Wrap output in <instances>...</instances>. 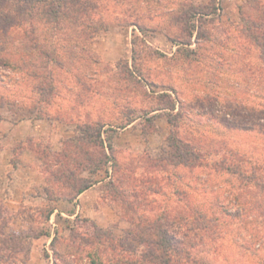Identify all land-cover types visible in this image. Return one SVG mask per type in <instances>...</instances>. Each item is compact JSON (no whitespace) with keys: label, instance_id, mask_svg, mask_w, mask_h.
<instances>
[{"label":"rangeland","instance_id":"1","mask_svg":"<svg viewBox=\"0 0 264 264\" xmlns=\"http://www.w3.org/2000/svg\"><path fill=\"white\" fill-rule=\"evenodd\" d=\"M97 2L99 6L92 15L102 28L90 41L86 40L91 50L87 54L81 46L85 39L78 38L71 26L64 25L58 31L48 24L34 22L38 25L36 33L41 46L54 50L61 58L58 65L41 62L32 49L24 47L28 43H22L23 38V42L27 40L23 32L32 23V15L22 0L0 2V20L5 15L23 22L8 33L0 25V93L18 108L15 112L3 110L5 119L0 122L7 128L29 119L54 123L55 127L45 126L40 134L30 135L39 155L53 164L66 140L76 136L77 123L100 120L116 126L130 113L136 119L125 127H117L113 134L116 164L109 161L91 175L95 183L103 181L95 206L100 211L97 224L90 220L84 226L92 230L89 223L93 222L116 236H123L134 222L152 217L160 210L186 212L200 208L218 227L214 239H206L194 250L203 264H264V218L251 203L242 202L236 176L211 168L223 157L221 148L225 146L239 152L243 164L264 162V89L256 81L264 65L257 48L239 32L241 12H252L250 4L247 0ZM190 7L208 13L201 18L202 24L198 23V16L189 20ZM197 24L200 37L196 36ZM126 64L135 71V78H126ZM46 68L55 94L50 104L36 107L37 96L31 86L36 80L35 73L42 76ZM163 90L177 97L179 104L175 110L181 112L177 119L179 135L202 149L205 154L202 165L150 172L149 162L168 151L171 127L167 111L152 110L158 102L156 96ZM38 112L44 116L35 117ZM226 112L231 115H225ZM27 138L14 143L0 139L13 148ZM22 151H31L37 158L36 168L45 181L43 196L38 199L25 196L26 200L16 205H10L0 196V238L4 234L20 235L25 243L17 251L0 244V263L30 264L34 243L37 250L34 262H38L37 256L46 262L52 254L50 264H90L82 253L71 252L67 241L74 232L82 231L76 224L72 228L76 217L84 218L80 215L72 219L54 216L53 222L57 224L54 238L48 250L44 248L50 232L46 208L54 205L47 198L45 186L53 190L70 188L52 183L50 173L48 184L38 154L29 148ZM20 160L19 154L12 159L14 167ZM71 168L77 177L90 176L80 167ZM105 169L114 175L111 181L120 188L121 195H114ZM124 173L134 176L133 182L146 181L133 192L115 180L116 175ZM149 188L156 189V193ZM247 196L252 198L250 194ZM14 197L18 199V193ZM136 203L142 205L133 211Z\"/></svg>","mask_w":264,"mask_h":264},{"label":"trees","instance_id":"2","mask_svg":"<svg viewBox=\"0 0 264 264\" xmlns=\"http://www.w3.org/2000/svg\"><path fill=\"white\" fill-rule=\"evenodd\" d=\"M3 1L0 0V2ZM247 2L250 4L252 12H241L239 32L245 41L257 48L258 58L264 65V2L263 0H247ZM22 3L32 15L30 16L32 23L23 32V36L27 37V40L23 42V38L22 43L24 45L28 43L29 47L27 45L24 47L32 49L36 53V57L41 59V62H52L53 65H58L62 63V60L54 50H47L41 46L37 39L38 25L34 24L36 21L40 24H48L58 31L64 25L71 26L76 30L78 38L85 39V42L81 43L83 52L87 54L88 51H91L89 48L90 42L88 44L86 40L89 39L90 41L102 28V24L95 20L92 15L99 6L97 0H22ZM188 11H190L188 12L189 20H193L198 16L197 21L199 24H202L201 18L208 14L193 7L188 8ZM21 23L23 22H16L5 15H2L0 20L1 28L5 32L10 28L20 27ZM199 24L196 25L197 37L201 36ZM89 59L93 60L91 56ZM94 62L97 61L94 60ZM124 67L127 71L125 73L126 78L136 77L133 68H130L127 64ZM42 74L44 75L41 76L40 73H35L36 80L31 86L32 91L37 96L34 100L36 107H39L38 104H50L55 94L54 84L48 69L46 68ZM258 74L257 84L264 89V70L262 69ZM156 100L158 102L152 110H166L167 120L171 128L170 134L167 136L168 151L161 157L149 162L150 172L177 166L196 167L202 165L203 156L205 155L202 149L179 135L177 119L181 117V112L175 110L176 104H179L177 97L171 92L163 90L156 96ZM5 109L18 111L15 102L0 93V121L5 119L2 113ZM129 115L130 113L126 114L124 122L116 126L106 124L100 120L77 123L76 136L66 140L59 156L53 161L54 165L51 161L44 160V157L39 155V150L32 146L33 138L30 136L26 141L12 148L14 157L22 152L24 148L33 150L44 164V173L48 184L50 173L52 183H59L62 187L70 188L69 190L65 188L53 190L49 185H46L47 198L54 203L60 199L73 201L81 192L95 183V180L91 178L92 174L101 170L109 161L116 164L113 134L117 132V127H125L136 119L134 116ZM225 115L231 114L226 112ZM42 116H44V113L38 112L35 115V117L40 118ZM146 120L143 122H146ZM107 132H111V134H107ZM17 149L18 152L16 153ZM221 149L224 150L223 157L214 162L211 168L217 172H226L236 176L242 192L239 195L242 202L244 204L251 203V207L253 206L252 208L258 212L259 216L264 218V162L246 165L243 164L244 158L239 152L226 148V146ZM72 165L88 171L90 176L87 178L77 177L74 169L71 168ZM50 166H56V168L53 169ZM105 172L107 176L109 175L108 183L110 188L112 187V190L115 191L114 195H121L120 188L116 187L111 181L114 179V175L112 173L108 174L106 169ZM133 178L134 176L124 173L119 176L116 175L115 180L120 184L127 185L135 192V188L139 184L142 185L143 181L146 180L133 182ZM145 185L149 186L147 182H145ZM150 190L153 193L157 191L154 188ZM249 194L252 198H248L247 195ZM257 196L260 197V200ZM141 205L140 203L134 204L133 211H137ZM52 211L53 204H50L46 208L45 219H49ZM240 215L241 213L238 214V217ZM88 221L90 222L89 219L76 217L72 228L75 229L76 224L82 228V231L74 232L75 235H71V238L67 241L71 247L70 251L82 253L89 258L90 264H203L194 253V250L198 245L203 244L206 239H214L218 228L217 222H213L210 216L200 208H191L186 212H176L171 209L160 210L152 217L134 222L130 228L125 230L123 236H116L110 229H102L93 222L89 223L92 228V230H89L84 226ZM21 238L20 235H9L7 237L4 234L0 238V244L6 248L13 247L17 251L25 245L23 241L21 242ZM1 254L4 253L1 252ZM25 263V261H20V264Z\"/></svg>","mask_w":264,"mask_h":264},{"label":"crops","instance_id":"3","mask_svg":"<svg viewBox=\"0 0 264 264\" xmlns=\"http://www.w3.org/2000/svg\"><path fill=\"white\" fill-rule=\"evenodd\" d=\"M53 126L55 124H46L41 120H24L19 121L16 124H12L8 128L5 124L0 122V138H6L5 141L16 142L27 138L30 135L40 134L43 127ZM9 138V139H8ZM6 144L0 139V194L1 198H4L10 205L19 204L25 196L33 195V199L41 198L42 190L45 185L44 177L42 173L36 168L37 158L31 151H22L19 154L21 162L18 163L17 167H14L12 159L14 153L12 151V144ZM103 181H98L90 186L88 189L81 192L73 201L58 200L53 205V211L49 217L50 232L46 235L44 248L46 250L51 240L54 238V231L56 230L57 224L53 222L54 216L56 217H67L72 219L77 215L94 221L96 224L98 212L96 208L98 198L101 192ZM15 193H18V199H14ZM17 195V194H16ZM4 196V197H2ZM47 202V201H46ZM37 240V239H34ZM36 242V241H35ZM36 246L33 243L30 249L31 257L30 264H50L49 260L52 259V254L47 257V263L45 259L37 256L38 262H34L37 254ZM39 255V253H38ZM36 260V261H37ZM51 261V262H52Z\"/></svg>","mask_w":264,"mask_h":264}]
</instances>
